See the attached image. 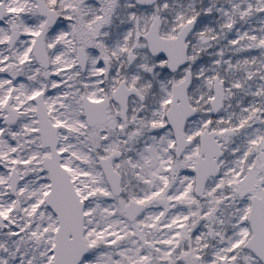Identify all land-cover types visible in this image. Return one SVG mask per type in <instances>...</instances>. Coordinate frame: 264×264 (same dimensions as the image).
<instances>
[{
  "label": "snow or ice",
  "instance_id": "snow-or-ice-1",
  "mask_svg": "<svg viewBox=\"0 0 264 264\" xmlns=\"http://www.w3.org/2000/svg\"><path fill=\"white\" fill-rule=\"evenodd\" d=\"M0 264H264V0H0Z\"/></svg>",
  "mask_w": 264,
  "mask_h": 264
}]
</instances>
